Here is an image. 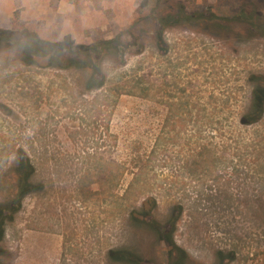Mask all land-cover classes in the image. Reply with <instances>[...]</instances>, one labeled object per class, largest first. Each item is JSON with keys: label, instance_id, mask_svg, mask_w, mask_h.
Wrapping results in <instances>:
<instances>
[{"label": "rangeland", "instance_id": "374dc122", "mask_svg": "<svg viewBox=\"0 0 264 264\" xmlns=\"http://www.w3.org/2000/svg\"><path fill=\"white\" fill-rule=\"evenodd\" d=\"M264 24V0H0V30L51 43L121 36L89 73L27 66L0 46V205L15 194L27 156L37 192L4 227L0 264H168L167 243L133 216L166 223L184 264H264V113L243 119L264 76V30L192 20L162 31L154 12L236 16ZM149 221L151 219L148 218Z\"/></svg>", "mask_w": 264, "mask_h": 264}, {"label": "trees", "instance_id": "16d2710c", "mask_svg": "<svg viewBox=\"0 0 264 264\" xmlns=\"http://www.w3.org/2000/svg\"><path fill=\"white\" fill-rule=\"evenodd\" d=\"M248 4L243 5L239 13L232 18L219 17L213 13H202L192 15L186 8L180 5L173 11L162 10L153 13V21L156 28L164 31L169 26L181 25L192 20L203 21L208 26H224V23H239L245 26L247 32L253 33L256 29L264 30V24L259 22L255 11L247 9ZM5 45L12 52L19 55L20 60L27 66H39L43 68L75 69L89 73L87 89H99L105 84L103 64L108 58H117L121 54L123 44L121 36L112 40H102L92 45H77L70 38L59 43H51L40 39L37 35L26 34L18 39L11 32L0 30V46ZM254 87L251 105L243 121L245 124L258 122L264 113V76L254 77ZM36 169L32 161L25 155L18 158L16 164V186L13 198L0 205V242L3 240L4 227L12 222L15 214L21 208L22 201L28 194L37 192L41 186L35 185L34 177ZM142 219L133 216V221L143 227H149L156 236L167 243L169 247L170 261L168 264H184L187 259L185 252L174 242V231L178 222L179 214L173 213L166 223H159L153 220L151 212L143 209ZM151 219V221L148 220ZM110 257L115 262L122 264H140L138 257L128 251L122 250L111 252ZM232 260L231 255L218 254L217 264H227Z\"/></svg>", "mask_w": 264, "mask_h": 264}]
</instances>
